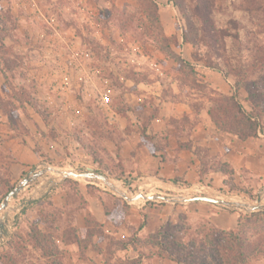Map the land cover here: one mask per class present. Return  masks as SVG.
<instances>
[{"label": "rangeland", "instance_id": "1", "mask_svg": "<svg viewBox=\"0 0 264 264\" xmlns=\"http://www.w3.org/2000/svg\"><path fill=\"white\" fill-rule=\"evenodd\" d=\"M185 1L188 17L172 0H152L157 18L149 0H0V92L20 117L15 134L43 158L32 173L53 168L0 213L7 231L0 264H128L138 258L142 264H202L203 247L190 242L207 226L210 206L217 211L218 205L183 198L249 199L264 190V180L232 175L228 166L224 186L214 185L208 177L223 163L207 150L203 181L189 186L134 174L119 161L124 135L134 130L127 106L146 112V122L159 115L161 97L197 114L236 94L247 111L260 114L258 135L264 137V0L216 1L215 25L228 34L220 49L223 72L205 62L214 59L213 51L199 57L191 0ZM167 45L171 51L164 54ZM190 116L184 111L169 125L188 134L200 119ZM9 162L0 160L3 171ZM89 170L101 171L113 186L63 179L65 171ZM8 178L12 183L10 172ZM55 181L66 191L60 198L54 196ZM5 188L0 181V190ZM139 192L160 198L135 199ZM87 220L105 237H95L96 248L87 242ZM31 225L50 235L52 254L34 246ZM246 264H264V253Z\"/></svg>", "mask_w": 264, "mask_h": 264}, {"label": "crops", "instance_id": "2", "mask_svg": "<svg viewBox=\"0 0 264 264\" xmlns=\"http://www.w3.org/2000/svg\"><path fill=\"white\" fill-rule=\"evenodd\" d=\"M147 95L143 93L141 97H147ZM157 95L161 96L159 93ZM158 102L161 103L159 115L154 116L147 124L145 132L151 138H147L146 141L143 140L141 133L146 112L142 115H139L137 111L127 112L135 116L132 121L134 130L124 135L125 138L119 149V161L132 169L134 174L153 176L159 181H168L172 184H175V179L190 185L201 182L199 174L201 157L197 154V150L202 148L207 149L211 156H216L223 164L228 165L235 176L245 172L252 177L264 180V137L258 135L255 138L241 140L237 136L219 131L211 121L208 110L202 109L200 113L196 114L191 108H182L181 103L166 102L162 97ZM130 107L135 109L133 106ZM184 111L191 115L190 117L196 115L200 117L188 134L169 125L171 117L180 119ZM127 123H129L128 120ZM124 127L123 129L126 130L127 126ZM20 138L9 127L7 116L0 110V160L4 157L10 160L8 171L12 184L18 183L30 175L39 168L43 160L31 146L21 141ZM88 172L100 173L96 170ZM211 172L208 177L209 181L211 180L217 187L224 186L227 177L225 173L213 170ZM54 185L56 188L55 198L66 194L59 181H55ZM108 186H113L111 180ZM42 189L39 184L37 190ZM119 193L121 192L119 191ZM230 200L241 203V200L236 197L230 198ZM194 202L201 203L203 201ZM210 207L207 225L225 231L237 228L239 223L237 212L224 209L222 206L216 207V209H221L220 211L213 210L212 207L215 208V206ZM101 218V216H97L99 222Z\"/></svg>", "mask_w": 264, "mask_h": 264}, {"label": "trees", "instance_id": "3", "mask_svg": "<svg viewBox=\"0 0 264 264\" xmlns=\"http://www.w3.org/2000/svg\"><path fill=\"white\" fill-rule=\"evenodd\" d=\"M152 2V0H149ZM174 1L183 14L188 17V4H186L185 0H172ZM217 0H191L189 4L190 10V18L193 23L196 25L195 31L197 36V51H199V57L202 58V51L205 50V53L208 55V52L213 51L214 59L205 58V62L207 66L221 71H224L223 68V59L221 55V50L223 48V41L228 34L224 30H220L216 27L213 12L215 9ZM247 3L251 4V0H246ZM152 7L155 8L154 15L158 18L157 7L154 2L150 3ZM259 9H262V6H258ZM257 8V9H258ZM170 46L167 45L165 48H161V51L164 54H167L168 51H171ZM205 54V55H206ZM201 60V59H200ZM242 84L236 82V88L239 90ZM249 96L252 99L254 96V92L247 85ZM13 107V103L7 101L2 93L0 92V110L7 116L9 127L16 132L17 126L16 124L20 122V117L18 113H16L15 109H10ZM126 112L136 111L132 109L130 106H127ZM139 115H142L139 113ZM208 115L214 125L217 127L219 131L226 132L237 136L241 140H247L251 138H255L260 133L261 125L259 122L260 114L256 111H247L242 104H240L237 100L236 94L231 96H224L223 98L214 101L213 106L208 109ZM154 117V116H153ZM152 117V118H153ZM149 118L146 122L143 123V128L141 129L143 140L151 138L146 135V128L149 121L152 119ZM183 147H185L183 145ZM189 147V146H188ZM207 149L199 148L197 150V154L201 157V168L199 170L200 180L203 181L202 178V167H206V164L203 162V151ZM208 152V150H207ZM209 153V152H208ZM208 155V154H207ZM228 165L222 164L221 168L213 171H220L225 174L229 172L225 169ZM229 167V166H228ZM101 172L99 170H96ZM230 174L233 175V170L230 169ZM5 176L7 178H5ZM9 172L7 170H2L0 167V181L6 184V188L4 190H0L1 198L7 196V194L14 189V185L11 183L8 178ZM176 185H180L181 182L177 179L174 180ZM186 186H189L187 183H183ZM65 185V183H63ZM64 187V186H63ZM55 188H53L54 190ZM56 190V189H55ZM257 195L249 198L251 200H255ZM69 198L70 193L67 192V205L69 206ZM0 199V203L2 201ZM24 208L22 211H25ZM59 211V210H57ZM239 214V223L236 229L231 231H225L221 229H217L215 227H211L207 225L204 227L200 233V238H195V241L192 240L191 245H195L194 243H198L203 247V252L206 253L204 258L202 259V264H246L250 259L257 255H261L264 253V211L253 212L250 214H242L239 211H235ZM89 222V230L86 231V238L89 240V244L96 248L94 239L96 236H101V241H103L104 235L103 232L94 228H90V221L87 220V224ZM93 224L96 227H101L97 221H93ZM30 235L33 239L34 246L42 249L45 253L49 254L52 251L49 249V243L51 242L50 235L39 228V226H30ZM75 231V230H74ZM76 242L80 244L82 242V238L77 236L75 233ZM157 243L160 248L165 252H167L166 242L162 240L159 236L157 238ZM189 243V244H190ZM188 244V245H189ZM52 264H60L58 260L52 262ZM128 264H142L141 258L136 260H132V262H128Z\"/></svg>", "mask_w": 264, "mask_h": 264}, {"label": "water", "instance_id": "4", "mask_svg": "<svg viewBox=\"0 0 264 264\" xmlns=\"http://www.w3.org/2000/svg\"><path fill=\"white\" fill-rule=\"evenodd\" d=\"M52 169L53 168L32 173V174L28 175L26 178H24L23 180H21L14 187V189L11 190L7 194V196L4 198V200L0 204V213L3 210L9 208V203H10L11 199H13L15 196H17L21 192H23L27 187L31 186L32 184L37 182L39 179L43 178L47 174V172L51 171ZM67 177L99 180V181L104 182L107 185H109V181H110V178L107 175L97 173V172L78 173V172H74V171H65L63 173V179H65ZM115 192H117V191L115 190ZM117 193H119V192H117ZM119 194L121 196H123L128 201L134 200V199L130 198L129 196H127L126 194H121V193H119ZM139 198H144L146 200H148V199L154 200V199L160 198V196L147 197L145 194L139 192L138 195L135 197V199H139ZM183 200L186 202L203 201V202H208V203L215 204L218 206H222V207L227 208L229 210H235V211L245 210L249 213L264 211V203H252V202L248 201L247 203L251 204V206H250V208L245 209V206H244L245 204L233 202L230 199H217V198H212V197H208V196H196V197H192V198H183ZM31 201H32V199H28L23 204H27ZM6 236H7L6 220L0 219V244L2 243V241L4 240V238Z\"/></svg>", "mask_w": 264, "mask_h": 264}, {"label": "built area", "instance_id": "5", "mask_svg": "<svg viewBox=\"0 0 264 264\" xmlns=\"http://www.w3.org/2000/svg\"><path fill=\"white\" fill-rule=\"evenodd\" d=\"M243 201H246V202H252V203H264V190L262 192H260V194L256 197L255 200H251V199H248V198H240V197H237Z\"/></svg>", "mask_w": 264, "mask_h": 264}, {"label": "bare ground", "instance_id": "6", "mask_svg": "<svg viewBox=\"0 0 264 264\" xmlns=\"http://www.w3.org/2000/svg\"><path fill=\"white\" fill-rule=\"evenodd\" d=\"M144 186H146V182L143 183ZM147 187V186H146ZM231 198H235V197H231ZM237 198V197H236ZM241 200V199H240ZM241 203L245 204L244 206L246 207L245 209L250 208L251 204L247 203L246 201L241 200Z\"/></svg>", "mask_w": 264, "mask_h": 264}]
</instances>
